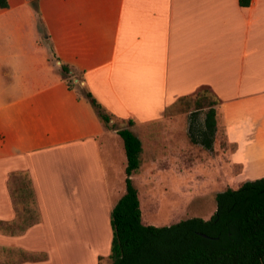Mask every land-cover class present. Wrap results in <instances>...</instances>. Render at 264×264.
Returning a JSON list of instances; mask_svg holds the SVG:
<instances>
[{"label":"crops","instance_id":"1","mask_svg":"<svg viewBox=\"0 0 264 264\" xmlns=\"http://www.w3.org/2000/svg\"><path fill=\"white\" fill-rule=\"evenodd\" d=\"M246 1L38 0L41 31L30 0H6L1 249L44 256L20 264L110 263V215L126 192L114 187L117 161L126 168L124 145L69 87L61 65L79 73L80 85L116 120L133 121L141 166L139 132L151 130L180 97L208 88L220 100L208 171L226 181L222 191L264 177V0ZM221 137L229 149L220 148ZM167 143L163 149L174 147L181 158L178 143ZM156 159L152 150L149 161ZM174 171L182 174L178 165ZM19 174L31 186L30 207L14 202L11 178ZM19 211L31 222L12 233Z\"/></svg>","mask_w":264,"mask_h":264},{"label":"trees","instance_id":"2","mask_svg":"<svg viewBox=\"0 0 264 264\" xmlns=\"http://www.w3.org/2000/svg\"><path fill=\"white\" fill-rule=\"evenodd\" d=\"M30 1L37 10L38 0ZM239 4L248 6L249 1L239 0ZM0 7L7 8L6 0H0ZM60 74L72 82L79 80L78 92L90 103L104 127L116 130L123 141L126 192L110 215L111 264H264V177L217 193L214 196L216 209L209 220L193 217L163 227L143 224L138 191L132 181L141 166L142 143L130 129L133 121H126L124 128H115V118L86 85H80L79 73L61 65ZM182 103L185 109H191L187 130L189 142L212 152L216 107L220 100L208 88L201 87L192 95L180 97L169 108ZM201 112L203 120L199 122ZM6 225L0 222V229Z\"/></svg>","mask_w":264,"mask_h":264},{"label":"rangeland","instance_id":"3","mask_svg":"<svg viewBox=\"0 0 264 264\" xmlns=\"http://www.w3.org/2000/svg\"><path fill=\"white\" fill-rule=\"evenodd\" d=\"M30 4L37 15V25L43 31L38 16V4L37 10L31 1ZM68 84L77 88L78 91L80 90L74 81L68 80ZM189 111L191 109H185L184 103L176 105L167 109L163 113V118L152 124L151 130L146 129L139 132L144 144V162L133 178V185L138 191L142 222L145 225L170 226L193 217L209 220L208 217H211L215 211L213 202L215 193L226 188L224 187L226 181L217 179L212 172L208 171L211 163L210 156H212L210 152L199 145L191 144L188 140ZM198 119L199 122H202L203 112L198 115ZM114 122L115 128L126 127V121L115 119ZM167 142L178 143L177 149L182 152L181 158L174 147L163 149V146L168 144ZM219 146L222 149H229L223 137L219 138ZM152 150L157 153V159L154 163L149 161ZM177 156L178 162L176 161ZM117 162L120 167V179L118 175V183H115L114 187L119 191L120 187L125 188L124 179L126 175L124 167L121 169V162L120 164L119 160ZM176 165L180 166L182 174H177L174 171ZM151 171L153 174H150ZM231 182L228 181V183ZM11 183H13L11 190H13L15 204L19 206L25 204L26 207H30L34 198L28 179L19 174L12 176ZM31 216L33 217V215ZM28 217L27 213L25 215L19 211L18 226L9 229L15 233L25 229V226L31 222ZM32 217L31 219H33ZM0 232L7 231L2 230ZM41 257L39 254L0 248V264H20L28 259L38 260Z\"/></svg>","mask_w":264,"mask_h":264}]
</instances>
